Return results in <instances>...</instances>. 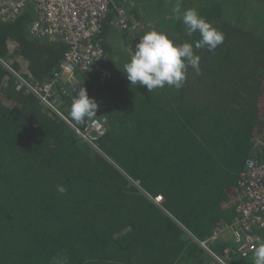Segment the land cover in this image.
<instances>
[{"label":"trees","instance_id":"trees-1","mask_svg":"<svg viewBox=\"0 0 264 264\" xmlns=\"http://www.w3.org/2000/svg\"><path fill=\"white\" fill-rule=\"evenodd\" d=\"M125 1L117 4L136 24L133 51L152 27L177 42L200 38L188 37L175 18L177 2L181 13L196 8L224 42L212 52L194 49L201 73L190 68L179 90L165 85L149 93L131 86L123 72L133 51L110 65L118 16L110 9L96 35L110 77L80 85L98 101L96 117L106 119L100 152L32 92L17 90L0 62V264H52L62 256L68 264H213L192 236L207 237L238 215L235 207L245 199L239 172L254 140L264 141V30L230 22L228 0ZM234 1L239 10L247 4ZM33 19L31 11L0 18V57L38 83L51 78L66 46L30 35ZM77 94L57 88L54 102L84 128L89 120L76 124L70 117ZM57 185L67 191L59 193ZM143 191L162 194L164 210ZM253 231L264 239V228ZM225 246L221 240L215 249ZM229 259L253 264V254Z\"/></svg>","mask_w":264,"mask_h":264},{"label":"built area","instance_id":"built-area-1","mask_svg":"<svg viewBox=\"0 0 264 264\" xmlns=\"http://www.w3.org/2000/svg\"><path fill=\"white\" fill-rule=\"evenodd\" d=\"M110 9L117 11L118 16L114 24L120 29L130 32L136 30V24L126 19L124 10L118 6L117 0H5L0 2V18L31 11L34 19L28 26L29 34L61 41L66 46L63 59L52 72L51 78L38 83L23 76L0 57V62L15 77L16 89L25 88L32 92L43 105L67 121L81 140L99 152L98 141L105 133L106 119L94 117L84 128L75 127L56 108L54 95L57 88L62 94L67 95L78 92L83 82H104L110 77L111 72L104 65V50L96 39L102 19ZM258 149L262 151L261 157L252 155L247 158L243 169L239 172L238 187L244 193L245 199L237 203L235 210L238 215L234 221L219 222L214 232L207 237L192 236V240L205 251L213 264H230L231 253H235L240 258H247L253 254L257 246L259 237L253 228H264V141L258 142ZM129 182L140 188L138 180L130 178ZM143 192L163 209L162 194L152 196L147 191ZM221 240H225L226 246L222 251H217L215 248Z\"/></svg>","mask_w":264,"mask_h":264},{"label":"clouds","instance_id":"clouds-1","mask_svg":"<svg viewBox=\"0 0 264 264\" xmlns=\"http://www.w3.org/2000/svg\"><path fill=\"white\" fill-rule=\"evenodd\" d=\"M172 12L177 20H181L188 37L199 33L200 38L194 42H177L166 32L152 27L140 37L130 61L123 66V72L131 86H146L149 93L165 85L179 90L187 80L190 68L197 75L201 73V57L194 49L207 48L212 52L224 42V33L196 8H188L181 13V5L177 2L172 7ZM98 108V101L89 96L85 87H80L78 94L72 99L71 120L76 124H83L96 117ZM57 191L64 194L67 189L64 185H57ZM52 264H68L67 257H54ZM253 264H264V239L257 240Z\"/></svg>","mask_w":264,"mask_h":264},{"label":"rangeland","instance_id":"rangeland-1","mask_svg":"<svg viewBox=\"0 0 264 264\" xmlns=\"http://www.w3.org/2000/svg\"><path fill=\"white\" fill-rule=\"evenodd\" d=\"M246 1L247 4L245 8L241 9L245 11L244 13L241 12V10H239L240 8H242V5L238 4L234 0L227 1V2H232V7H233V10L230 8V11H228V16L231 17L230 22L236 23V21H241L240 24L243 25L242 29L244 28L246 30L249 29L255 33L263 32L264 0H259L260 1L259 5L254 0H246ZM125 2H127V0ZM124 15L126 16V14ZM113 33L114 34H112L111 38H109V42L113 46L111 53L114 55L107 56L109 59H111L110 65L112 67L115 66V64L118 63L120 64L122 59L130 57L134 48V43L132 38L134 37V32L122 30L116 24H113ZM113 56L115 58H113ZM120 171L122 172V170Z\"/></svg>","mask_w":264,"mask_h":264},{"label":"crops","instance_id":"crops-1","mask_svg":"<svg viewBox=\"0 0 264 264\" xmlns=\"http://www.w3.org/2000/svg\"><path fill=\"white\" fill-rule=\"evenodd\" d=\"M264 137V136H262ZM258 140H261L258 138ZM258 140H254V145H255V148L253 149V155L254 156H261L262 155V151L260 149H258Z\"/></svg>","mask_w":264,"mask_h":264},{"label":"flooded vegetation","instance_id":"flooded-vegetation-1","mask_svg":"<svg viewBox=\"0 0 264 264\" xmlns=\"http://www.w3.org/2000/svg\"><path fill=\"white\" fill-rule=\"evenodd\" d=\"M256 157H259L260 158L261 156H256Z\"/></svg>","mask_w":264,"mask_h":264}]
</instances>
